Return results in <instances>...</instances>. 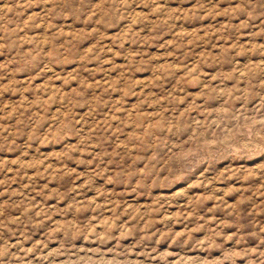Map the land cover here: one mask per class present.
I'll return each instance as SVG.
<instances>
[{
	"label": "rangeland",
	"instance_id": "obj_1",
	"mask_svg": "<svg viewBox=\"0 0 264 264\" xmlns=\"http://www.w3.org/2000/svg\"><path fill=\"white\" fill-rule=\"evenodd\" d=\"M0 264H264V0H0Z\"/></svg>",
	"mask_w": 264,
	"mask_h": 264
}]
</instances>
